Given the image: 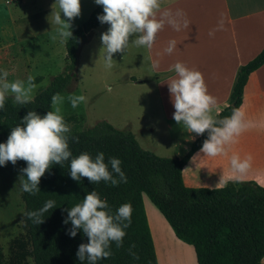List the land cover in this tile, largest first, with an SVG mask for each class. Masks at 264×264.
<instances>
[{"label":"trees","instance_id":"16d2710c","mask_svg":"<svg viewBox=\"0 0 264 264\" xmlns=\"http://www.w3.org/2000/svg\"><path fill=\"white\" fill-rule=\"evenodd\" d=\"M13 3L19 5L21 0H13ZM99 13L102 7L97 5L65 41L66 63L47 86L38 89L31 100L23 103L5 96L0 109V142L6 141L12 127L23 126V117L29 111L43 116L52 110L54 93H68L75 87L79 50L90 39L92 30L101 24L96 18ZM263 64L264 47L237 69L227 101L229 107L215 117L217 126H221L219 121L229 116L233 108H239L248 76ZM64 118L74 124V128L65 133L72 156L59 163H50L39 178L35 194L21 192L24 224L34 264H92L87 254L83 260L76 255L79 246L89 241L82 228L76 229L75 236L69 235L73 226L68 219L70 208L92 191L107 202L106 211L111 215L124 202L132 206L131 223L125 229L121 246L110 241L106 249L110 256L99 258L95 264H157L142 196L159 210L174 235L192 246L196 264H261L264 257V187L253 181H230L217 189L188 188L182 183L181 170L192 154L201 149L208 138V130L193 141L182 158H162L143 150L128 129H116L106 121L83 128L78 121L84 117ZM82 151H87L93 159L97 152H103L105 163L109 157H119L127 181L113 186L110 181L93 182L87 177L73 179L70 161ZM17 164L22 183L26 180L22 169L27 162L18 159ZM112 176L119 181L116 173ZM49 199L55 203L41 214L39 223L34 222L27 213L38 210ZM116 222L121 226L125 223ZM130 245H134L131 253H135V258L129 251ZM0 264H5L1 246Z\"/></svg>","mask_w":264,"mask_h":264},{"label":"crops","instance_id":"0c3cea01","mask_svg":"<svg viewBox=\"0 0 264 264\" xmlns=\"http://www.w3.org/2000/svg\"><path fill=\"white\" fill-rule=\"evenodd\" d=\"M158 4L153 18L160 21L162 27L157 31L152 47L132 45L141 33L131 34L129 47L124 50L127 57L135 61L133 68L120 77L114 70L107 72L113 75L109 78H115L111 82L116 86L132 87V93L127 95L131 116H127L119 126L112 121L107 123L117 129L130 130L144 150L162 158H182L202 133L191 132L182 122L173 119L175 109L169 78H175V73L169 71L170 65L182 61L186 67L202 73L208 93L216 97V103L210 106L215 119L225 108L237 69L264 47V0H158ZM96 6L91 0L88 13ZM177 10H182L185 16L178 15ZM185 18L188 21L186 25ZM174 24L179 26V31L173 27ZM107 28V23H104L92 30L90 39L79 50L77 66L83 49L94 39L98 41ZM27 29L35 37L44 35L39 39L43 49L49 51L51 46L58 44L64 54V42L58 35L47 36L49 32L41 30L36 22H30ZM210 31L212 35H209ZM169 40L176 41L172 53L164 51ZM63 58L65 60V54ZM157 60L158 66L153 67V61ZM216 108L221 110L217 112ZM239 108L252 126L244 129L234 143L225 145L223 154L208 156L200 149L195 151L181 170L184 186L217 189L230 181H253L264 187V64L248 76ZM150 137L158 140H150ZM233 154H238L241 159L251 154L250 168L245 173L231 171ZM149 204V212L144 206V213L157 264H171L170 258L176 251L183 259L177 264H192L195 257L192 246L178 239L150 200Z\"/></svg>","mask_w":264,"mask_h":264},{"label":"clouds","instance_id":"9594fccd","mask_svg":"<svg viewBox=\"0 0 264 264\" xmlns=\"http://www.w3.org/2000/svg\"><path fill=\"white\" fill-rule=\"evenodd\" d=\"M102 7V13L97 14V20L107 23L108 28L100 35L103 45L104 61L111 66L112 54L129 47V36L133 33H141L133 41L132 45L150 49L162 23L154 17V9L159 7L158 0H93ZM58 10L52 14V22L58 26L59 38L63 43L66 38L71 37L69 30L72 18L80 14V0H54ZM61 13L66 20L61 19ZM178 15L185 16L182 10H177ZM185 25L188 23L185 18ZM173 27L179 31L178 25ZM212 35V32H209ZM56 38V37H53ZM175 40H169L164 49L166 53H172ZM159 61H153V67H157ZM169 71L175 73V78L170 77L169 91L173 98V119L182 122L186 128L196 134L208 130V138L202 143L201 152L208 156L223 154L225 145L234 143L236 137L246 128L252 126V122L245 120L244 113L240 108H233L229 116L219 121L217 126L210 106L216 103V97L210 95L204 82L202 73L196 69L188 68L182 61H176L170 65ZM3 75H7L6 72ZM28 87L23 82L16 80L11 83H3L0 86V109L4 106L5 90L10 89L15 94L17 102H25L29 99V89L34 87L31 83L33 77H27ZM83 95H69L68 101L72 108L85 101ZM64 97L59 93L51 96L53 105H59ZM224 107H229L225 102ZM221 109L216 108L219 112ZM23 126L16 125L11 128L5 142L0 143V167L5 162L15 164L18 159L27 162L22 169L26 174V180L22 181L20 190L35 194L39 178L49 168L51 162L59 163L72 156L69 151L65 133L69 131L70 124L66 122L59 107L47 111L43 116L35 111H29L23 117ZM251 154L241 159L238 154H233L230 159L231 171L234 173H245L250 168ZM109 165L111 171H109ZM119 176V181L112 173ZM70 176L73 179L87 177L90 181H110L113 186L125 183L127 177L121 169L119 157H109L108 163L104 162V153L97 152L93 159L87 151H82L73 156L70 161ZM54 200H46L41 208L28 212L34 222L39 223L41 214L51 208ZM107 202L100 198L97 192L88 193L82 202L74 204L68 211V219L73 226L69 232L70 236L76 235V229L82 228L88 237L87 244H81L76 255L83 260L87 254L89 261L95 264L99 258H107L110 252L107 249L110 241H114L117 247L123 242L126 235L125 229L131 223L132 206L129 202L120 204L115 214L107 211ZM124 221L121 226L116 221ZM67 222V221H65ZM134 245H130L129 251ZM135 258V253H131Z\"/></svg>","mask_w":264,"mask_h":264},{"label":"rangeland","instance_id":"374dc122","mask_svg":"<svg viewBox=\"0 0 264 264\" xmlns=\"http://www.w3.org/2000/svg\"><path fill=\"white\" fill-rule=\"evenodd\" d=\"M90 2L91 0H80V14L72 18L70 23L71 34L87 19ZM57 10L54 0H21L19 5L14 4L13 0H0V86L5 82L20 80L28 87L27 77L31 75L32 82H36L29 89L28 100H31L38 89L47 86L55 75L62 72L66 63L63 58L64 46L63 55L58 44L51 46L49 51L45 50L39 41L44 35L35 37L27 29L30 22H36L41 30L49 32L47 36L58 35L57 29L61 26L52 22V14ZM61 19L66 20L62 13ZM99 40L94 39L83 49L76 67L75 87L68 93H61L64 97L61 104H52V110L59 107L64 117H84L82 121H78L83 128H90L98 121H112L119 126L132 113L128 110L131 105L127 99V95L132 93V87L122 84L116 86L111 82L115 78H109L113 75L107 72L114 70L117 72L116 76L120 77L131 71L135 61L127 57L126 51L122 49L112 54L113 62L110 67L104 61L105 50L103 45H98ZM4 72L7 75H3ZM69 95H83L86 99L74 109L68 101ZM5 96L15 98L10 89L5 90ZM69 124V130L73 129L74 124ZM149 139L158 140L155 137ZM20 185L17 161L15 164L5 162L0 167V246L5 264H34L31 243L24 224L25 209ZM148 205L149 199L144 196L143 209L145 206L147 213ZM182 261L177 251L170 258L171 264ZM192 262L196 264L195 257Z\"/></svg>","mask_w":264,"mask_h":264}]
</instances>
